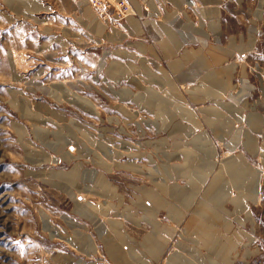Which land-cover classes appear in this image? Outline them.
Returning <instances> with one entry per match:
<instances>
[{
    "label": "rangeland",
    "instance_id": "obj_1",
    "mask_svg": "<svg viewBox=\"0 0 264 264\" xmlns=\"http://www.w3.org/2000/svg\"><path fill=\"white\" fill-rule=\"evenodd\" d=\"M0 264H264V0H0Z\"/></svg>",
    "mask_w": 264,
    "mask_h": 264
},
{
    "label": "bare ground",
    "instance_id": "obj_2",
    "mask_svg": "<svg viewBox=\"0 0 264 264\" xmlns=\"http://www.w3.org/2000/svg\"><path fill=\"white\" fill-rule=\"evenodd\" d=\"M210 242V241H209Z\"/></svg>",
    "mask_w": 264,
    "mask_h": 264
}]
</instances>
